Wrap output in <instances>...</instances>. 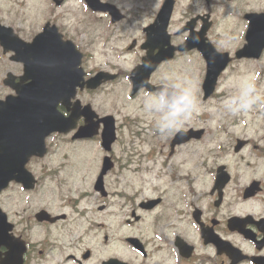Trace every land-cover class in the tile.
<instances>
[{
    "label": "flooded vegetation",
    "instance_id": "obj_1",
    "mask_svg": "<svg viewBox=\"0 0 264 264\" xmlns=\"http://www.w3.org/2000/svg\"><path fill=\"white\" fill-rule=\"evenodd\" d=\"M102 1L120 10V22L130 16L136 20L149 17L148 23L138 32L136 44L123 47L120 55H111L125 57L126 62L132 59L139 67L147 56L144 49V43L149 40L146 30L156 25L166 0H146L139 13L128 12L123 0ZM235 1L223 0L221 6L229 8ZM83 2L86 9V1ZM234 4L243 9L248 7L246 2ZM219 6L218 0H174L167 28L173 44L180 45L189 35V30L182 32L184 28L193 26L194 32L200 31L212 22L209 40L220 53L232 56L219 78L217 92L209 100L217 96L224 79L240 77V72L235 69L237 66L264 63V52L259 59L235 57L245 45L248 23L244 15L250 10L236 13L245 22L241 33L231 25L233 16L230 13L233 11L222 12L225 26L220 28L214 40L211 39L218 29ZM4 14L2 23L12 27L26 43H31L33 34L28 20L41 15L17 13L23 20L22 31L15 11L8 9ZM206 15L210 16L208 21L204 18ZM173 19H178L181 25L175 27ZM50 22L58 25L67 38V29L60 17H54ZM220 35L223 40L219 39ZM179 37L182 40L177 43ZM235 37L239 38V43L231 49L227 42ZM7 46L11 49L18 44L10 41ZM158 50L154 49L152 55L156 56ZM8 54L15 55L13 52ZM104 56L110 57L106 49ZM180 60L176 54L173 61L160 63L151 75V83L191 93L190 82L183 83L181 77L183 73L195 75L194 69L183 66L177 72L171 68L172 63ZM16 64L18 74L15 75L19 81L24 74V64ZM84 66L86 71V60ZM124 69L108 58L101 69L85 74L90 80L100 72H106L108 76L115 73L118 76L114 80L102 83L95 90L86 85L78 89L76 97L70 101V110L63 104L58 105L65 116L76 114V124L68 132L50 135L46 141L67 139L71 143H84L83 157L57 150L55 155L32 158L27 168L34 179L33 187L25 188L12 182L0 192V264H86L90 258L85 255L89 231L82 228V223L86 218V224H90L86 207L90 204L91 191L103 201L99 211L110 220V230L113 228V239L117 244L115 256L108 257L107 261L116 260L117 264H264V121L244 123V119L236 118L226 123L227 114L222 113L218 115L221 125L217 126L219 122L216 127H208L202 125V115L191 114V108L172 122L170 110L175 111L176 106L163 103L159 111L162 122L157 127L148 124V129L139 131L134 127L135 112L142 109L137 100L144 97L154 103L162 97L146 88L132 95L131 74L120 77L126 74ZM121 79L126 84H122ZM123 87L127 89L128 105L133 104V108L119 107L115 95ZM200 88L202 96V85ZM76 100L81 102L79 112H73L75 106L72 103ZM256 105L264 107V99L258 98ZM86 106H91L94 113L86 111ZM106 106L108 110H105ZM127 109L132 110L134 116L122 115ZM106 116L115 119L117 140L109 155L110 166L103 176L102 189L98 191L95 184L107 155L103 153L91 179L86 168V142L100 143V135L92 139H79L77 135L81 128L86 129L91 123H98L101 133L104 124L100 120ZM170 122L171 126L161 131V127ZM181 132L200 133H191L190 139L178 143L175 139ZM160 158L163 163L158 168L155 160ZM70 168L75 170L68 172ZM111 198L115 200L114 215L107 214V209L112 207ZM99 227L103 241L109 242L111 236L106 232L105 222Z\"/></svg>",
    "mask_w": 264,
    "mask_h": 264
},
{
    "label": "rangeland",
    "instance_id": "obj_2",
    "mask_svg": "<svg viewBox=\"0 0 264 264\" xmlns=\"http://www.w3.org/2000/svg\"><path fill=\"white\" fill-rule=\"evenodd\" d=\"M223 0H218V3L220 4L219 6V10H218V14H219V24H218V29L211 35V39L214 40V37L216 34L220 33V28L224 27V15L222 14V12H228L229 10L233 11L230 14L233 16L232 19V27L239 31L240 33L243 32V29L245 27V22L243 21V19H239L237 16V12L239 13H243L245 10L239 6H236L235 4H231V7L227 8L226 6H221ZM19 0H0V18H4L5 14L4 12L7 11L8 9H12L15 4L14 3H18ZM49 5L50 6V10H53V4L47 2V0H27L26 1V5H25V10L27 12H36L38 10H40L41 8L46 9ZM74 8H76L80 15H81V5L79 3H74L72 4ZM69 10V7L67 6L66 8L63 9H55V11H57V15L62 12V11H66ZM47 12H44V14H46ZM89 14L91 17H95V14L92 10H89ZM86 28L89 30H99L98 26H90L88 24H86ZM78 29L82 30V26L81 25H77V26H73L71 27V31H68L67 34H69L70 36L77 34ZM39 30V24H36L35 27V31L34 32H38ZM81 35H79L78 38V42L80 43V45H93V49H100V45L101 43H103L106 38L108 36H110L109 34H104L102 35L101 31H97L95 32L92 37H91V42L92 43H88V39L89 36L86 33V35H83L82 32L80 33ZM117 34L116 31H113L112 35L115 36ZM96 35V37H95ZM127 37L130 38L133 36V32L131 30L128 29V27H126L124 29V31L120 34L119 38L117 40L113 39H108L106 43H108L107 45V49L106 52L109 53L110 57L108 56H104L103 62H106L108 60V58L115 60V61H119L118 59L114 58L111 56V50L113 48V45H116L120 39H122L123 37ZM104 41H103V40ZM219 39L223 40L224 37L220 35ZM182 40V37H179L176 42H180ZM95 43V44H94ZM239 43V38L235 37L234 40L227 42L228 47L233 49L235 48ZM89 52L88 47L86 46V49L84 50V52L86 53ZM99 52L92 54V58L95 60H100L99 56H98ZM1 50H0V98H4L8 93V91L6 90V86H4V84L2 83L3 78L5 77L6 73L8 71H16L18 73V66L14 64L12 57H9V60L12 64H8V63H4L3 62V56H1ZM92 58H87L86 60V72H92V69H96V65L91 64V60ZM4 59H7L6 57ZM201 57L199 56V69L201 70V81L204 80L205 75H206V66L205 64H202L201 62ZM125 67L128 68L129 66H131V62L128 61H124ZM83 67L84 64H83ZM237 71H239L240 73H242V77H243V81H244V85H243V91L240 90L241 85H240V80L238 78H226L221 82V87H224L225 90H222V96L224 99H226L228 97V95H230L231 97V101H232V105L229 107V112L227 113V117H226V123L227 122H231L232 120L236 119V118H242L244 119V123H259V122H263L264 121V107H259L256 105L258 98L264 99V67L262 68V71L260 73V71L258 72V74L256 75V71H258V67L256 65H241V66H237L235 68ZM255 74V75H254ZM226 77H229V74H227ZM126 93L124 91H119L116 93L115 98H117V100L120 102L119 107H123V108H133L134 105L130 104L128 105V100L126 99ZM197 101L195 102V106L196 108H198L200 106V104H204L205 107L210 108V109H214L217 110L219 109V98H215L214 100L210 101V102H204L202 101V97L200 95V92L198 91V97H196ZM137 103L141 104L142 109L138 110L135 112V116L137 117L135 119L134 122V127L138 128L139 131L142 130H146L148 129V125L143 124L142 122V117L146 114L147 111L150 110V106L145 104V100L143 98H139L137 100ZM105 110H108V106L105 107ZM252 113H256V115H252ZM126 114H130L131 116H134V112L132 110H126L124 113H122V115H126ZM197 116H199V111L197 113ZM139 119V120H138ZM154 119V114H150L147 118L148 123L151 122V120ZM222 121L217 125H221ZM202 125L204 126H212V127H216V123L214 121H208L207 118H204V120L202 121ZM147 133V131H146ZM91 143L87 144L86 148L90 145ZM92 145V144H91ZM59 150H61L64 154L69 155L71 152L78 150V149H82L84 148V143H71L69 142L67 139H64L61 144L58 146ZM136 149H140L141 151L143 150H147V148H136ZM102 155L99 147L95 144H93V146L88 147L86 149V158H88L89 156H93L95 157V161L92 163L93 167L95 165V163L99 160V157ZM157 162L156 167H161V164L163 163V158L160 159H156L155 160ZM38 171H40V168L37 169ZM96 202L99 205H101V203L103 202L102 199L96 195L95 196ZM110 204L113 206L115 203L114 198H111L109 200ZM112 211H114V208L112 207L111 209H108L107 213H111ZM101 215V214H100ZM101 218V216H99L98 218H94V215L91 214V222H90V231L91 233H94L96 231H100L99 228H97L96 225V221H99ZM105 219V217H104ZM106 221V219H105ZM106 224L108 227L107 232H110V220L106 221ZM90 250L92 252V257L90 259L89 262H87L86 264H100L102 260L106 259L109 257V255L113 254L114 251V243H104L103 241V237H102V233L99 235V237H93L90 236L89 237V241L86 242V251Z\"/></svg>",
    "mask_w": 264,
    "mask_h": 264
},
{
    "label": "water",
    "instance_id": "obj_3",
    "mask_svg": "<svg viewBox=\"0 0 264 264\" xmlns=\"http://www.w3.org/2000/svg\"><path fill=\"white\" fill-rule=\"evenodd\" d=\"M204 53L207 58L211 56L210 52L204 51ZM142 82H144V79H141L139 81L135 80V88H137ZM207 95L208 93L206 94V96ZM27 101L28 95H24L23 98V95L20 92V97H8L5 103L2 101L0 102V123L2 124H0L1 173L3 172L4 155H6L10 151V154L13 157L11 160V165L13 167L20 166L21 168H23L26 161L24 159H20V157L17 155L31 154L30 151L36 150L38 145L42 142L43 138L52 130H54V126L46 124L43 121L41 115L33 111L32 104ZM29 117L34 118V123H31L29 121ZM59 129H61V127H59ZM11 136L13 138H11ZM105 140L107 143L109 142V132H107ZM16 156L17 158H15ZM4 186L5 184L1 183L0 189Z\"/></svg>",
    "mask_w": 264,
    "mask_h": 264
},
{
    "label": "clouds",
    "instance_id": "obj_4",
    "mask_svg": "<svg viewBox=\"0 0 264 264\" xmlns=\"http://www.w3.org/2000/svg\"><path fill=\"white\" fill-rule=\"evenodd\" d=\"M193 105H194V100L191 96V93L188 90H184L183 94L180 96L179 100L177 101V106L175 108V111L172 113L171 121H174L175 118L179 117L181 113L188 112L193 107ZM170 126H171V122L168 124H164L161 127V131H163L164 128Z\"/></svg>",
    "mask_w": 264,
    "mask_h": 264
},
{
    "label": "bare ground",
    "instance_id": "obj_5",
    "mask_svg": "<svg viewBox=\"0 0 264 264\" xmlns=\"http://www.w3.org/2000/svg\"><path fill=\"white\" fill-rule=\"evenodd\" d=\"M11 138H13V137L11 136Z\"/></svg>",
    "mask_w": 264,
    "mask_h": 264
}]
</instances>
